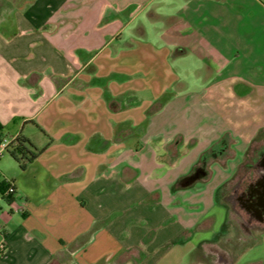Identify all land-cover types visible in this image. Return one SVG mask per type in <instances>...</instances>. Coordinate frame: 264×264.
Wrapping results in <instances>:
<instances>
[{
  "label": "crops",
  "instance_id": "1",
  "mask_svg": "<svg viewBox=\"0 0 264 264\" xmlns=\"http://www.w3.org/2000/svg\"><path fill=\"white\" fill-rule=\"evenodd\" d=\"M0 123L63 196L33 216L13 183L0 264H264V230L238 250L220 198L256 138L264 159V0H0Z\"/></svg>",
  "mask_w": 264,
  "mask_h": 264
},
{
  "label": "rangeland",
  "instance_id": "2",
  "mask_svg": "<svg viewBox=\"0 0 264 264\" xmlns=\"http://www.w3.org/2000/svg\"><path fill=\"white\" fill-rule=\"evenodd\" d=\"M176 6L178 5H172L169 7ZM157 8L160 13L168 12L169 10V8L165 5H157ZM151 11L152 10L149 8L148 14H146L144 18H142L140 21L137 22V24L134 25L133 33H135V30L137 32L140 31V26H138V24L142 23L148 34L147 38L152 39L155 37L158 32V29L161 26H166L167 21H165V19L163 18L157 19V17L155 18L154 16H151V14L149 13ZM173 61L175 62L176 59H173ZM175 65L176 66L174 68L176 70V74H178L182 79L187 80L192 90L201 87V84L195 85L194 81L198 77H200V74L205 75L204 72L206 70L203 68V63L198 60V58L193 52H190L188 55H186V58H184L183 60L176 62ZM8 132L13 131H9V129H6L5 134L9 135L10 133ZM260 134L261 132L259 133V135ZM27 136L29 135L27 134ZM35 136L36 138H33L31 140L35 142V144L39 148L47 146V143L50 141L49 137L44 138L43 134L39 132L38 134L36 133ZM30 137L31 136H29V138ZM256 141H258V143H256ZM254 142L256 146L254 145V147L249 149L248 152L250 153H248V159H250V154H256L255 149H261V143L259 142V139H254ZM248 161L249 160H247V162ZM245 162L239 166V172L241 177L249 179L250 172L252 173L253 169H251L248 164L245 165ZM50 181L51 177L49 171L46 168V165H44L40 161H36L32 164L30 162H25V164L22 166L8 151H6L2 156H0V183H15L20 192L24 195V199L22 198L20 203L25 206V208L30 213H32L33 216L37 215V212L45 211L47 209L46 205H48L53 199L59 200V198L63 197L61 196L62 189L54 187ZM244 182H246V180H244ZM234 183V180H230L223 185L220 191V198L221 201L227 203L230 208V216L228 220L230 227L229 231L232 237L231 242L236 241V248H238L239 250L249 242H252L259 237V235L264 230V222L255 221L252 225H249L247 222H242L244 221L242 215H245L244 209L239 206V203L236 206H234L232 203L231 195L233 193ZM227 209L228 208L223 204H217L214 208L217 220L221 225H223L227 218ZM9 216H11V208L6 201L0 198L1 228H3ZM13 218L14 222H18L20 219L23 220L22 215L20 213H17Z\"/></svg>",
  "mask_w": 264,
  "mask_h": 264
},
{
  "label": "flooded vegetation",
  "instance_id": "3",
  "mask_svg": "<svg viewBox=\"0 0 264 264\" xmlns=\"http://www.w3.org/2000/svg\"><path fill=\"white\" fill-rule=\"evenodd\" d=\"M255 151L256 154H252L247 163L253 172L249 179L241 177L236 181L231 195L233 205L239 203L245 211L242 222H247L249 225L257 220H264V159L260 156L263 151L261 149Z\"/></svg>",
  "mask_w": 264,
  "mask_h": 264
},
{
  "label": "trees",
  "instance_id": "4",
  "mask_svg": "<svg viewBox=\"0 0 264 264\" xmlns=\"http://www.w3.org/2000/svg\"><path fill=\"white\" fill-rule=\"evenodd\" d=\"M3 125L0 123V140L3 138ZM20 165L25 162L33 161L41 152L34 144L24 135H18L7 149ZM0 192L8 204L15 201L16 187L12 182L0 183Z\"/></svg>",
  "mask_w": 264,
  "mask_h": 264
},
{
  "label": "built area",
  "instance_id": "5",
  "mask_svg": "<svg viewBox=\"0 0 264 264\" xmlns=\"http://www.w3.org/2000/svg\"><path fill=\"white\" fill-rule=\"evenodd\" d=\"M13 140L14 139H9L7 137H3L0 140V156H2L7 151V149L9 148V146ZM0 229H1V227H0Z\"/></svg>",
  "mask_w": 264,
  "mask_h": 264
}]
</instances>
